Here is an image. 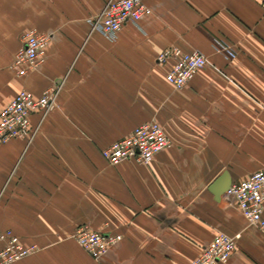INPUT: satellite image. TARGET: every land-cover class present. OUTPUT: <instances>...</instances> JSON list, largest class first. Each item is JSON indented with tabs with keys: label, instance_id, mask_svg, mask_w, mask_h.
Instances as JSON below:
<instances>
[{
	"label": "crops",
	"instance_id": "crops-1",
	"mask_svg": "<svg viewBox=\"0 0 264 264\" xmlns=\"http://www.w3.org/2000/svg\"><path fill=\"white\" fill-rule=\"evenodd\" d=\"M108 1L0 0V112L23 89L58 87L31 139L0 144V231L39 246L13 264H192L220 232L241 233L221 264H264V231L210 190L264 166L262 0H145L153 13L114 39L89 23ZM32 30L51 39L20 77L11 63ZM172 46L207 58L183 89L166 79L173 60L158 63ZM153 120L171 147L149 164L106 161ZM82 225L123 238L96 259L75 238Z\"/></svg>",
	"mask_w": 264,
	"mask_h": 264
},
{
	"label": "built area",
	"instance_id": "built-area-1",
	"mask_svg": "<svg viewBox=\"0 0 264 264\" xmlns=\"http://www.w3.org/2000/svg\"><path fill=\"white\" fill-rule=\"evenodd\" d=\"M264 7V0H262ZM153 9L145 0H109L102 11L91 17L92 30L100 31L105 37L114 39L129 22L137 23L150 16ZM51 36L48 33L29 31L24 45L16 52L11 69L17 76H25L38 69L44 61ZM227 55L235 51L222 45ZM158 63L173 60L166 79L176 89H183L206 66L207 58L199 50L186 52L178 46L163 50ZM58 87L44 91L41 96L23 89L9 101L0 112V144L12 138H32L31 116L35 112L46 114L54 106ZM172 146V141L158 121L138 125L131 134L111 143L102 150V155L111 165L126 161L149 164L162 150ZM223 200H233L248 224L264 231V166L249 177L232 183L224 193ZM241 233L234 235L220 232L203 248L192 264H221L229 261L236 249ZM75 238L80 246L92 257L98 259L109 248L121 241L122 234L106 233L88 225L77 228ZM0 241L5 244L0 249V264H13L39 250L37 244H24L10 229L0 231Z\"/></svg>",
	"mask_w": 264,
	"mask_h": 264
},
{
	"label": "water",
	"instance_id": "water-1",
	"mask_svg": "<svg viewBox=\"0 0 264 264\" xmlns=\"http://www.w3.org/2000/svg\"><path fill=\"white\" fill-rule=\"evenodd\" d=\"M232 184L231 178L228 173H224L219 179H217L210 187V190L215 196L218 202L223 201L224 193L230 188Z\"/></svg>",
	"mask_w": 264,
	"mask_h": 264
}]
</instances>
